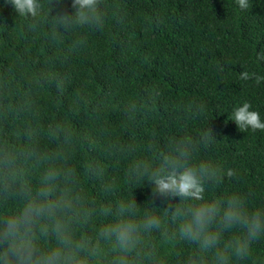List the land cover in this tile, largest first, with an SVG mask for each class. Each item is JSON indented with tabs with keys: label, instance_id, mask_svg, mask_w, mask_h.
Returning <instances> with one entry per match:
<instances>
[{
	"label": "trees",
	"instance_id": "1",
	"mask_svg": "<svg viewBox=\"0 0 264 264\" xmlns=\"http://www.w3.org/2000/svg\"><path fill=\"white\" fill-rule=\"evenodd\" d=\"M100 7L109 17L104 31L89 32L87 44L74 49L82 32L61 31L53 38L43 21L30 30L0 0V76L6 81L0 88V142L21 152L22 160L29 148L52 156L65 148L52 129L59 123L71 130L67 163L77 169L80 188L96 210L76 226L78 235L95 236L112 219L104 210L131 196L141 215L162 214L146 202L150 185L132 180L129 168L136 159L157 165L174 138L197 137L207 127L215 143L200 144L195 158L234 169L237 176L225 177L206 196L240 193L252 206L264 205V131L241 132L231 120L234 108L248 102L264 121V80L239 79L244 70L264 77V62L257 59L264 52V0H251L248 11L235 0H103ZM56 10L74 11L71 0H54L50 15ZM59 74L68 76L62 92L53 87ZM153 86L161 90L159 101L138 119L125 115L123 103ZM92 102L98 107L90 111ZM90 163L104 170L102 177L89 179ZM45 167L47 161L31 159L25 165L34 186ZM164 225L169 233L174 228L166 218ZM151 239L159 264H178L192 249L185 242L163 244L161 233ZM253 253L264 259V240Z\"/></svg>",
	"mask_w": 264,
	"mask_h": 264
},
{
	"label": "clouds",
	"instance_id": "2",
	"mask_svg": "<svg viewBox=\"0 0 264 264\" xmlns=\"http://www.w3.org/2000/svg\"><path fill=\"white\" fill-rule=\"evenodd\" d=\"M54 0H4L16 17L27 20L30 30L39 28L41 21L50 26L55 38L61 31L83 34L73 42V48L87 44L89 32H103L109 22L101 10L103 0H71L73 12H53ZM61 4V0H55ZM241 11H248L251 0H235ZM264 62V52L257 54ZM223 72V67L218 69ZM239 79L264 77L244 70ZM53 87L62 92L67 85V74H59ZM6 81L0 76V88ZM161 90L144 87L139 97H130L123 103L127 116L139 118L138 113L159 101ZM80 99L87 102V98ZM143 103L144 107L141 106ZM98 107L93 102L91 111ZM244 102L234 108L231 120L241 132L264 131V121L258 111L250 110ZM202 110V108H201ZM52 133L62 135L64 150L52 156L38 155L33 148L21 152L0 142V264H159L154 233H161V242L175 246L185 242L191 251L178 264H264L257 259L253 246L264 240V205L252 206L248 197L231 193L208 198L210 189L219 188L225 177L237 176L234 169H224L210 160H197L200 144L215 143L212 130L207 127L197 137L179 136L172 140L168 151L159 153V163L136 159L129 168L130 178L137 184L150 185L147 204L158 207L139 212L134 196L120 200L114 209H105L112 219L100 225L95 236L77 234V225L88 223L95 207L80 188L79 173L67 161L71 159L74 137L69 128L57 124ZM118 147V146H117ZM129 151H134L130 146ZM47 161V167L35 186L28 178L25 165ZM89 179H99L104 170L95 163L85 167ZM179 201V203H176ZM174 228H165L164 220ZM103 245V246H102Z\"/></svg>",
	"mask_w": 264,
	"mask_h": 264
}]
</instances>
